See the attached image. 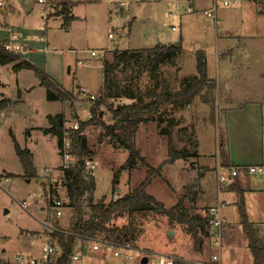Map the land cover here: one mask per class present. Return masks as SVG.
Returning <instances> with one entry per match:
<instances>
[{
    "label": "rangeland",
    "instance_id": "obj_1",
    "mask_svg": "<svg viewBox=\"0 0 264 264\" xmlns=\"http://www.w3.org/2000/svg\"><path fill=\"white\" fill-rule=\"evenodd\" d=\"M71 1L74 21L66 28L62 19L54 16L51 1L39 4L37 0H0L3 4L0 30L6 28L7 16L17 27L20 44L23 42L30 50L20 48V61L30 63L37 71L14 73L13 64L0 66L2 93L11 102L0 112V264H16L15 256L40 261L42 247L53 242L44 227L50 224L65 230L69 224L67 207L55 219L42 199L45 170L60 164L56 137L39 133L48 126L46 116L63 114L67 126L87 122L92 102L98 101L102 90V63L110 62L115 50H144L173 44L180 48L175 64L163 61L156 73L169 81V90L175 92L180 80L195 72L196 53L203 52L207 76L215 83L213 117L208 106L197 97L182 110L159 106L151 121L133 128L130 120L113 118L108 111L109 105L116 109L133 101L121 98L101 104L97 110L100 122L105 127L115 126L113 134L118 139L106 134L101 126L83 130L95 165L92 202L104 197L107 203L127 195L145 179L147 171L153 170L145 189L148 195L166 210L181 200L184 212L195 217H205L218 198L224 205L221 212L226 218L225 231L223 228L221 247L217 248L211 237H202L200 231L198 236L203 242L195 245L185 226L170 225L157 212L119 217L114 225H130L134 229L133 245L137 249L199 264H211L214 254L219 256L218 264H252L237 215L238 197L224 194L229 184L217 193L216 174L218 170H227L219 156L218 146L222 142L223 151L226 149L232 159L247 155L245 163L258 160L264 148V0H237L228 7L218 5L217 23L206 16L213 0ZM2 40L0 32L1 43ZM101 50L106 51L103 58L90 56V52ZM148 65L147 57L143 56L118 72L122 95L142 96L140 103L148 102L145 96L156 81ZM38 73L58 89L71 92V101L46 100ZM80 90L85 92L84 97ZM92 97L94 101L90 100ZM248 101L258 103L244 111L241 110L244 106L237 108ZM229 105L235 108L226 110ZM26 135L31 137L28 139ZM14 142L34 155L35 179L24 177L14 153ZM191 142L196 143L195 148ZM125 147L138 151L139 159L125 164L130 155ZM170 148L184 150L188 153L186 159L169 162ZM120 167L124 170L113 189L112 178ZM240 183L245 189L243 206L247 221L254 226L261 224L254 229L260 232L257 239L264 245V176L241 177ZM86 202L84 199L82 203L85 215L89 212ZM180 212L181 208L177 210ZM32 233L35 240L30 238ZM75 250L80 251L81 264H102L105 258L92 252L89 243L85 246L78 243ZM51 258L48 264L54 262V256ZM149 259L154 261L152 256Z\"/></svg>",
    "mask_w": 264,
    "mask_h": 264
},
{
    "label": "trees",
    "instance_id": "obj_2",
    "mask_svg": "<svg viewBox=\"0 0 264 264\" xmlns=\"http://www.w3.org/2000/svg\"><path fill=\"white\" fill-rule=\"evenodd\" d=\"M54 3L55 11L54 16L62 19V24L67 28L74 21L71 8L74 3L71 0H48ZM163 51V52H162ZM180 48L175 46L160 47L154 46L144 50H115L112 53L111 61L102 63V90L98 97L97 102H92L93 105L90 108V119L85 123H77L78 128L76 131H69L65 129V119L61 114L54 116H46L48 127L43 130V134L52 135L57 138V148H60L61 141L66 132L70 139V152L77 159V165L73 168L65 170L64 178L66 181V193L67 204L66 207L70 210V217L68 220V226L65 230H61L56 225L53 231L48 234V238L53 241L56 247L59 249L57 259L51 264H69V256L73 252L78 242V239L95 238L103 239L113 243H129L133 244L132 235L134 229L129 226H115L114 221L119 217L127 216L132 217L134 215L154 213L157 212L163 215L169 220V224L178 223L185 226L194 238L195 245H199L203 242L204 236L207 237L209 229L208 219L205 217L188 216L182 208L181 200L166 210L163 205L153 199L145 191L148 186L149 179L151 177L150 172L147 171L145 179L136 185L127 195L119 197L118 199L112 198L109 202L105 203V198L102 197L96 203L92 202V195L95 190L93 178L86 179L82 174L81 166L82 159L87 157L91 158L87 148V138L83 134L84 128L88 126H101L105 129L106 134L112 135L115 140L118 139L114 133L115 126L105 127L100 122L98 107L106 102L116 101L119 99H127L133 101L129 105H122L113 109L111 105L108 106V111L113 118H120L121 121H131L133 128L139 123H146L153 119V114L158 113V107L162 108L168 106H176L178 109H185L190 106L192 102L199 97L202 104L208 106L212 113L215 104V83L206 78V62L204 61L203 52H197L195 75L186 77L180 80L178 90L171 92L169 90V81L161 78L156 73V68L163 61L175 64V59L178 58ZM143 56L147 57L148 68L151 71V76L155 81L154 88L148 92L145 98H148L147 103H140L141 97L136 95L124 96L122 95L121 81L118 80L117 74L122 68H126L132 62L139 61ZM12 65V71L17 73L21 70H35L34 66L30 63L21 62L20 57L16 52H8L3 48L0 42V66ZM37 73V71H36ZM40 77V86L44 88L46 92V100L57 101L63 103L64 101L70 102L72 96L67 91L58 89L54 83H52L46 76L38 73ZM2 85L0 84V112L6 109L9 102L3 97L1 92ZM142 102V101H141ZM122 117V118H121ZM172 121V120H169ZM186 131V130H184ZM165 135V132L162 131ZM169 135V134H167ZM122 143V142H121ZM196 143H190L195 148ZM219 156L222 161V166L228 169L231 165L228 164L227 155L221 148V144L218 146ZM14 153L18 157L24 172V177L28 180L36 178V171L32 163V154L26 149H21L17 143L13 145ZM130 155L125 164L133 163L135 159H139V152L130 150ZM188 153L184 150H175L170 148L169 162L176 159H186ZM194 156L195 153H192ZM113 175L111 187L115 189L118 182L119 174L123 167ZM149 173V174H148ZM235 180V179H234ZM233 180V182H235ZM237 183H233L230 188L235 187V193L239 196V205L237 208L238 216L241 219V230L247 238V248L252 257V264H264V245L257 239V235L252 229V226L248 223L245 209L243 206V191L236 186ZM84 199L88 205L89 212L83 214ZM181 208V212L177 213V210ZM202 234V237L198 236V232Z\"/></svg>",
    "mask_w": 264,
    "mask_h": 264
},
{
    "label": "built area",
    "instance_id": "obj_3",
    "mask_svg": "<svg viewBox=\"0 0 264 264\" xmlns=\"http://www.w3.org/2000/svg\"><path fill=\"white\" fill-rule=\"evenodd\" d=\"M237 0H213L211 5V10L206 13V16L212 18L214 23H217L216 11L218 5L222 7H228L235 3ZM39 4L46 3V0H37ZM121 6V5H120ZM3 7L2 2H0V9ZM174 30V28H172ZM111 36H109L110 38ZM17 40V36L12 33L9 35L8 41H2L3 48L6 51L16 52L21 51L18 45L13 44ZM105 50H101L99 53L94 51L90 52V56L103 58ZM80 93L83 97L86 95L83 90H80ZM91 101L95 99L90 98ZM78 124L75 123L71 126L66 127V130L76 131ZM58 153L60 154V164L54 169L55 174L53 175L52 170H48V176L45 184V192L42 197L43 201L46 202L49 206L52 216L55 219L60 218L63 215V211L66 209L67 204V193H66V181L64 178V173L66 169L73 168L77 165L78 159L72 155L70 152V139L66 132H64V137L61 141V146L58 148ZM82 174L86 179L93 178L95 172V165L91 158H83L81 166ZM248 175H264V163L258 164V166L251 167H229L225 172H220L218 170L216 174V183H217V193L221 192V188L225 184H232L233 180L241 173ZM63 193V196L61 194ZM216 204L210 206L207 209V219L208 225L210 228V237L212 239L213 245L217 248L221 247V232L225 225V220L222 217V208L224 207L222 201L216 200ZM45 231L48 233L53 231V228L49 226L44 227ZM212 230V232H211ZM85 246L89 243V248L92 252H98L104 255V260L102 264H142L141 260L146 258L147 262L145 264H199L196 262H189L185 260H179L176 258H171L165 255H151L147 251H144L140 248H136L133 244L129 243H113L101 239L85 238L78 239L77 244ZM82 249V247H81ZM59 249L55 246L53 242H48V245L42 247L40 261L35 259H23L20 256H15L16 264H48L52 261L51 256H54V261L59 254ZM56 256V257H55ZM154 258V261H150V257ZM219 256L214 254L211 256V264H218ZM82 257L80 251L73 250L69 256V264H81Z\"/></svg>",
    "mask_w": 264,
    "mask_h": 264
},
{
    "label": "crops",
    "instance_id": "obj_4",
    "mask_svg": "<svg viewBox=\"0 0 264 264\" xmlns=\"http://www.w3.org/2000/svg\"><path fill=\"white\" fill-rule=\"evenodd\" d=\"M238 1H245V0H238ZM263 7H264V5H263ZM6 16V15H5ZM263 17H262V19H264V15H262ZM49 18V17H48ZM261 18V17H260ZM5 21H6V28H3V30L1 29L0 30V32L1 33H3V37H4V40H2V41H8V38H9V35L10 34H12V33H14L16 36H17V40L15 41V42H12L13 44H15V45H18L20 48L22 47V49H23V51H27L28 49H26L25 48V46H23V42H22V45L20 44V42H21V38L19 37V34H18V30H16L17 29V27H15L14 25H12L11 23H10V20H7V16H6V18H5ZM42 31V30H41ZM178 45V44H177ZM176 47V46H175ZM133 50V49H132ZM29 52H30V50H28ZM131 51V50H130ZM20 52V51H19ZM19 52H18V55L20 56V54H19ZM205 59V58H204ZM205 62H206V78L207 79H209V80H211V81H213V79L212 78H209L208 76H207V61H206V59L204 60ZM22 71V70H21ZM20 72V71H19ZM19 72H17V73H19ZM195 73L196 72H194L193 73V75H195ZM214 82V81H213ZM1 84V83H0ZM1 92H2V88H1ZM71 96L73 95L71 92H69V91H67ZM3 94V93H2ZM4 97V96H3ZM6 99V98H5ZM8 102H9V100L8 99H6ZM64 102H66V101H64ZM254 103H258V101H256V102H250V101H248V102H245V103H238L239 104V106H237V108H240V107H242L243 108V106H244V109H241L242 111H244V110H246V108H247V106H249V105H251V104H254ZM11 105V102H9V104H8V106H10ZM7 106V107H8ZM235 106V105H234ZM6 107V108H7ZM235 107H232V106H227V109L226 110H228V111H231V110H233ZM1 112H3V111H1ZM57 115V114H56ZM62 116H63V118L65 119V124L67 123V118H65V115H63V114H61ZM47 116H54V115H47ZM48 127V126H47ZM46 127V128H47ZM66 127H68L67 125H65V128ZM45 128V129H46ZM45 129H41V132H39L41 135H43V136H47V135H49V134H47V135H45V134H43V130H45ZM31 135V134H30ZM28 136V135H26L27 136V138L29 139L31 136ZM57 139V138H56ZM28 141V140H27ZM223 147V142L221 143V148ZM262 147V146H261ZM22 149V148H21ZM24 149H26L30 154H32L31 153V151L30 150H28L27 148H24ZM58 150V149H57ZM225 153H226V155H227V161H228V164L229 165H231V166H234V167H238V168H240V167H251V166H258V164H261V163H263V157H264V148L262 149V153H261V156H260V158H258V160H256L254 163L252 162V161H249L248 163H245L244 162V160H246L248 157H247V155H245V156H241L240 158H238V157H235V159H232V157H231V155H229V152L227 153V151H226V149H225ZM33 154H32V163H33ZM91 159H92V157H91ZM34 167V169H36L35 168V166H33ZM57 166H55V167H53V168H48V169H46L45 171H46V173H47V176H48V170H52V171H54V169L56 168ZM53 175H57V174H55V171L53 172ZM260 175V174H259ZM13 176H15V175H13ZM12 176V177H13ZM247 176H249L248 174H245V173H241V174H239L236 178H235V182H232V184L233 183H237V187H239L242 191H243V193H244V190H243V186H242V183H240V179H241V177H247ZM261 176V175H260ZM264 176V175H263ZM36 177H37V174H36ZM47 180V177L45 178V180L44 181H46ZM263 180V179H262ZM43 181V182H44ZM45 183V182H44ZM232 184H229V187H228V189L226 190H224V194L226 193V194H228V193H232V194H234L235 196H237L238 197V200H239V196L235 193V190L234 189H236L235 187H233V188H230V186L232 185ZM263 185H264V183H263ZM42 189H43V196H44V189H45V184L43 185L42 184ZM223 194V195H224ZM42 196V197H43ZM61 196H63V193L61 194ZM238 208V207H237ZM41 210L43 211L44 209L43 208H41ZM206 214H207V211H206ZM237 215H238V212H237ZM222 217L224 218V220H225V223H226V218L222 215ZM205 218L207 219V216L205 215ZM238 218H239V216H238ZM241 220V219H240ZM226 225V224H225ZM225 225H224V231H225ZM251 225V224H250ZM261 225V224H260ZM260 225H255V226H260ZM242 226V225H241ZM252 226V229H253V231L255 232V234H256V232H257V238L258 239H260V237H259V233L260 232H258L257 230H256V228L254 229V225H251ZM45 231V230H44ZM226 231H227V229H226ZM242 231V230H241ZM229 232V231H228ZM210 228L208 229V232H207V237L209 238L210 236ZM33 238L34 239V237H35V234L34 233H32V235H30V238ZM31 238V239H32ZM210 239V238H209ZM35 240V239H34ZM261 241V240H260ZM50 242V241H49ZM211 263V262H210Z\"/></svg>",
    "mask_w": 264,
    "mask_h": 264
},
{
    "label": "water",
    "instance_id": "obj_5",
    "mask_svg": "<svg viewBox=\"0 0 264 264\" xmlns=\"http://www.w3.org/2000/svg\"><path fill=\"white\" fill-rule=\"evenodd\" d=\"M173 45L176 46L177 44H173ZM114 199L116 200L117 197H115ZM168 234L171 235V232H169ZM146 262H147L146 258H143V259L141 260V263H142V264H145Z\"/></svg>",
    "mask_w": 264,
    "mask_h": 264
}]
</instances>
